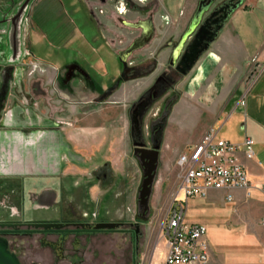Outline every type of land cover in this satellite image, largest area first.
Listing matches in <instances>:
<instances>
[{"label":"crops","instance_id":"crops-1","mask_svg":"<svg viewBox=\"0 0 264 264\" xmlns=\"http://www.w3.org/2000/svg\"><path fill=\"white\" fill-rule=\"evenodd\" d=\"M78 1L72 3L87 10L98 47H91L74 20H70L71 30L78 29L84 37L82 47L92 51L91 58L84 60L93 70L100 96L88 97L99 96V107L79 115L74 107L38 100L47 111L45 116L60 123V129L21 133L19 146L9 139L4 141L3 148L19 154L21 162L17 171L21 176H78L85 184L87 205L92 207L109 189L100 184L94 186L92 175L109 167L114 177L110 183L117 185L124 177L125 165L135 158L129 111L172 62L200 0ZM34 27L36 36H40V27ZM146 33H152L151 41L123 58L124 52ZM190 41L191 38L183 49ZM30 42L32 46L31 39ZM47 66L53 76L61 70L55 65ZM125 66L135 69L137 75L116 86L114 83ZM110 72H116L117 76L109 86H100L98 80L111 77ZM114 87L115 91L109 93ZM247 89L242 106L241 99ZM175 90L179 99L167 120L162 144L168 138L171 145L185 149H181L171 165H177L179 156L199 144L210 131L218 139L237 145L246 137L255 142L254 160L247 161L241 155L249 189L209 191L205 198L188 200L185 223L207 229L210 247L207 264H264V0L243 1ZM106 93L113 96L104 101ZM124 110L127 115L123 114ZM192 128H200V132L194 139H183ZM43 132L44 136L40 137ZM28 139L33 146L23 145ZM173 187L161 229L174 198L183 199L175 184ZM153 231L149 228L150 234ZM149 247L151 252L148 257L142 255L141 264H157L160 256L166 259L164 241L147 243L146 252Z\"/></svg>","mask_w":264,"mask_h":264},{"label":"flooded vegetation","instance_id":"flooded-vegetation-1","mask_svg":"<svg viewBox=\"0 0 264 264\" xmlns=\"http://www.w3.org/2000/svg\"><path fill=\"white\" fill-rule=\"evenodd\" d=\"M35 1L39 0H0V240L7 243L8 251L20 264H106L105 261L117 264L118 252L120 264H141L139 256L151 208L149 212L141 208L138 196L156 147H160V153L167 120L179 99L175 87L184 77L179 71L184 53L174 66L169 63L129 111L133 155L142 174L136 215L132 179L122 178L117 185H112L108 167L99 169L91 177L94 186L108 187V192L88 207L81 178L21 176L17 171L21 162L19 154L3 148L4 141L9 139L19 146L21 133L60 129V123L45 116L47 111L38 100L55 101L64 108L74 107L79 115L99 107L100 91L93 70L73 62L53 76L51 68L34 57L29 29ZM237 1L215 3L202 21L204 32L213 33L216 23ZM193 42L191 38L183 50L187 55ZM136 75L135 69L125 66L114 84L121 85ZM94 94L98 98L88 97ZM112 96L106 93L104 101ZM43 136L44 132L40 134ZM23 145L34 144L28 139ZM38 214L41 215L37 217ZM107 249H110L109 255Z\"/></svg>","mask_w":264,"mask_h":264},{"label":"rangeland","instance_id":"rangeland-1","mask_svg":"<svg viewBox=\"0 0 264 264\" xmlns=\"http://www.w3.org/2000/svg\"><path fill=\"white\" fill-rule=\"evenodd\" d=\"M75 1L79 2L78 0H41V2L35 1L33 4L31 8V25L29 34L32 41V53L34 57L40 61V63L45 65H55L58 69H62L70 63L77 62L81 66L88 69L89 66H87L88 64L85 60L91 58L92 51L87 47H82L84 37L82 38V36L79 35L78 29L81 31L80 33L86 35L87 39L85 40L90 42L92 48L98 47L96 45L97 40L93 38L94 26L90 22V19H87V10L80 5L72 3ZM222 1L223 0H218L215 5L221 3ZM70 20H74L75 23L79 25V28L76 29L77 33L75 30H71L72 25ZM34 25H38L42 30L40 36H36V29ZM110 74L111 77L105 80L97 79L100 86H109L114 76H117L116 72H110ZM142 90H144V88H142ZM118 108L122 111V109H120L121 106H118ZM123 114L127 115V111L124 110ZM199 132L200 128H192V130L188 131L182 136V138L194 139ZM170 141L171 140L167 138L163 142L160 149V166L157 181L154 185L153 195L150 201L151 217L146 226V238L141 246L139 256L140 260H142V255H146L148 257L151 252L150 247L146 252L145 245L147 243L150 245L156 241H162L161 222L163 213L174 191V184L175 188L179 184V168L176 164L171 165L170 163L172 162L173 164L176 155H179L181 149L185 148L184 146L178 147L171 145ZM103 169H106V167ZM110 171L111 172H107V174L110 179H113L114 177L111 175L112 170L110 169ZM123 176V178H127L128 180L132 179L131 189L135 216L137 208V194L142 179V174L135 158L129 159V163L125 165ZM168 192H170L169 197H167ZM156 204H158L157 207L155 206ZM40 215L41 214H38L37 217ZM149 228L154 229L151 234L149 233ZM119 244L120 243H118L117 247L120 246ZM109 251L110 249L106 250L107 255H109ZM116 259H118L117 264H120L119 252L116 255ZM105 262L106 264H113L111 261ZM145 264H147V262H145ZM157 264H165L163 256H160Z\"/></svg>","mask_w":264,"mask_h":264},{"label":"built area","instance_id":"built-area-1","mask_svg":"<svg viewBox=\"0 0 264 264\" xmlns=\"http://www.w3.org/2000/svg\"><path fill=\"white\" fill-rule=\"evenodd\" d=\"M248 89L241 99L242 106H245ZM254 145L255 142L249 137L237 145L218 139L216 133L210 131L199 144L179 156L177 189L183 199L174 198L162 226L161 238L167 248L165 264L209 262L207 229L185 223L186 203L193 198H205L209 191L248 190L250 182L241 155L247 161L254 160Z\"/></svg>","mask_w":264,"mask_h":264},{"label":"water","instance_id":"water-1","mask_svg":"<svg viewBox=\"0 0 264 264\" xmlns=\"http://www.w3.org/2000/svg\"><path fill=\"white\" fill-rule=\"evenodd\" d=\"M217 0H200L198 7L193 15V18L190 22L188 31L183 39L182 44L177 50L176 54L173 57L171 66H174L175 61L179 59L181 51L184 50L183 46L186 44V41L189 38H194V42L190 47V54L187 55L183 51V55L181 57L180 66L182 67L179 71L182 76H186L191 70L195 67L198 60L201 56L206 53L211 44L217 39L219 33L223 29L225 23L231 16V14L243 3L244 0H238L229 7V12L225 14V16L216 23L217 27L215 28L213 33L206 34L204 32V27L201 26L204 17L211 11L213 5ZM152 39V33H146L145 36L134 44L126 53V57H129L135 51L143 48L147 45ZM137 123V122H136ZM138 148L137 145H135ZM160 147H156L154 152V157L152 159L151 167L148 174H145L143 184L141 186V191L139 193V205L141 208H144L146 211H150V201L153 195V189L156 182L158 166H159V149ZM145 152L144 150H136ZM136 154V152H135ZM108 228H113L114 226H103ZM0 264H20L17 258L8 251L7 243L4 240H0Z\"/></svg>","mask_w":264,"mask_h":264},{"label":"trees","instance_id":"trees-1","mask_svg":"<svg viewBox=\"0 0 264 264\" xmlns=\"http://www.w3.org/2000/svg\"><path fill=\"white\" fill-rule=\"evenodd\" d=\"M116 86H119V83H117ZM116 86H115V87H116ZM115 87H114L112 90H110L109 93H112L113 91H115Z\"/></svg>","mask_w":264,"mask_h":264}]
</instances>
